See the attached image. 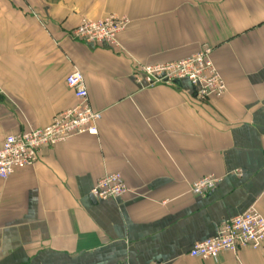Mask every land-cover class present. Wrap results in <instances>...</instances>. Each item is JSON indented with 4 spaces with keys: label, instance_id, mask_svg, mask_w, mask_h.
<instances>
[{
    "label": "crops",
    "instance_id": "crops-1",
    "mask_svg": "<svg viewBox=\"0 0 264 264\" xmlns=\"http://www.w3.org/2000/svg\"><path fill=\"white\" fill-rule=\"evenodd\" d=\"M106 15L129 21L116 47L71 38L82 17ZM203 45L226 85L219 99L135 78ZM75 70L101 113L97 134L0 180V264H264V242L188 255L248 208L264 216V0H0V146L76 105L65 86ZM110 173L128 192L94 199ZM207 175L216 188L193 195Z\"/></svg>",
    "mask_w": 264,
    "mask_h": 264
},
{
    "label": "built area",
    "instance_id": "built-area-1",
    "mask_svg": "<svg viewBox=\"0 0 264 264\" xmlns=\"http://www.w3.org/2000/svg\"><path fill=\"white\" fill-rule=\"evenodd\" d=\"M129 21L126 17L106 15L99 19L82 17L70 36L73 40L94 46L116 47L118 36ZM213 48L203 45L191 56L167 63L146 65L135 75L146 87L186 81L192 96L198 101L219 99L226 93L225 82L212 60ZM65 86L71 91L76 105L57 113L43 129L9 135L0 146V180H7L14 172L35 165L39 153L46 147L67 141L79 135H96V124L101 113L94 111L88 101L83 75L75 70L65 78ZM220 179L207 175L190 186L193 195H206L213 191ZM128 192L121 174L110 173L100 178L91 195L96 200H115ZM264 242V216L254 207L240 215L223 221L216 234L195 243L188 255L195 259H215L220 253H238L240 249H259ZM159 264V263H153Z\"/></svg>",
    "mask_w": 264,
    "mask_h": 264
},
{
    "label": "water",
    "instance_id": "water-1",
    "mask_svg": "<svg viewBox=\"0 0 264 264\" xmlns=\"http://www.w3.org/2000/svg\"><path fill=\"white\" fill-rule=\"evenodd\" d=\"M175 84L179 85L178 81H176Z\"/></svg>",
    "mask_w": 264,
    "mask_h": 264
}]
</instances>
